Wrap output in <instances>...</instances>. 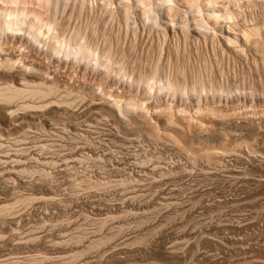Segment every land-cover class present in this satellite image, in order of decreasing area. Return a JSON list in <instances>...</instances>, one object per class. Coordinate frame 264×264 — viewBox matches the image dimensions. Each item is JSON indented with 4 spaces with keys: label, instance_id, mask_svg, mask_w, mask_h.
<instances>
[{
    "label": "rangeland",
    "instance_id": "rangeland-1",
    "mask_svg": "<svg viewBox=\"0 0 264 264\" xmlns=\"http://www.w3.org/2000/svg\"><path fill=\"white\" fill-rule=\"evenodd\" d=\"M154 1L0 0V264H264V0Z\"/></svg>",
    "mask_w": 264,
    "mask_h": 264
},
{
    "label": "bare ground",
    "instance_id": "bare-ground-1",
    "mask_svg": "<svg viewBox=\"0 0 264 264\" xmlns=\"http://www.w3.org/2000/svg\"><path fill=\"white\" fill-rule=\"evenodd\" d=\"M17 1V0H16ZM154 1V0H153ZM156 1V3L154 4H152L153 5V13H154V18H160V14H162V13H164L165 15H167V14H169L170 12H171V7L172 6H170V4H168L167 3V0H155ZM154 1V2H155ZM169 1H172V2H170V3H174L175 5H177V4H181V5H184L185 3L186 4H189V3H191L190 2V0H169ZM168 1V2H169ZM192 1V0H191ZM202 3V2H201ZM214 0H204V2L202 3L203 4V7H201V8H203V11L204 12H206V14L208 15V19H209V21L211 22V23H214L215 25H220V23L223 21L222 19L225 17V15H224V17L222 18V14L220 13L221 11H220V9L218 8H215V6H217V5H215L214 6ZM14 4H17V2L15 3L14 2ZM201 4V5H202ZM199 5V4H198ZM16 7V9H17V6H15ZM13 8V7H12ZM16 9L14 10V9H12V10H14V11H16ZM25 10V9H24ZM28 10V9H27ZM173 10V9H172ZM2 11V10H1ZM26 11V10H25ZM24 11V12H25ZM200 11H202V10H200ZM17 12V11H16ZM16 12H15V14H16ZM18 12H19V10H18ZM8 13V12H7ZM20 13H22V12H20ZM29 13H31V12H29ZM223 13V12H222ZM9 14V16H7L6 14V16L7 17H9L8 18V20L7 21H5L4 22V24L6 25V27H7V29H9V30H15V31H20L21 32V30H22V28H23V24L24 23H22V20L23 19H21L22 17H17V16H19L18 14L19 13H17L16 14V17L14 16V18L15 19H13V13H12V11L10 12V13H8ZM23 14V13H22ZM21 15V14H20ZM24 15V14H23ZM26 16V15H25ZM30 16V15H29ZM34 17V16H33ZM170 17V16H169ZM36 18V17H35ZM6 19V18H5ZM26 19V18H25ZM34 19V18H33ZM3 20V19H2ZM27 20V19H26ZM40 20V19H39ZM24 21V20H23ZM35 21H36V19H35ZM31 22H34V20L33 21H31ZM30 21L28 22L29 23V25H30V30H32V28H31V25H32V23H31ZM37 22V21H36ZM27 23V22H26ZM31 23V24H30ZM41 24V23H40ZM1 25H3L2 24V22H1ZM34 25V24H33ZM37 25H39V24H37ZM45 25V24H44ZM49 25V24H48ZM35 26V25H34ZM34 26H32V27H34ZM41 26V25H40ZM46 26V25H45ZM5 27V26H4ZM3 27V28H4ZM25 27V26H24ZM43 27V26H42ZM48 27V26H47ZM50 27V26H49ZM53 27V26H52ZM41 28V27H40ZM6 29V28H5ZM33 30H34V28H33ZM37 29H35V31H36ZM51 30V29H50ZM255 30V29H254ZM35 31L34 32H32V33H35ZM257 31V30H256ZM10 32V31H9ZM27 32V31H26ZM40 31H39V28H38V30H37V35H38V33H39ZM53 32V31H52ZM233 32V31H232ZM32 33H30V34H32ZM48 33V32H47ZM251 34H252V31H251ZM255 34V33H254ZM37 35H35V36H37ZM48 35V34H47ZM53 35V34H52ZM55 35V34H54ZM39 36V35H38ZM46 36V35H45ZM246 36H248V33L246 34ZM37 38V37H36ZM47 38V37H46ZM53 38V37H52ZM54 38H56V36L54 37ZM50 39H51V37H50ZM70 39H71V37H70ZM69 39V40H70ZM38 40V39H37ZM54 41H55V39H54ZM66 41V40H65ZM57 42H59V41H57ZM69 42V41H68ZM65 43V42H64ZM63 43V44H64ZM72 43V42H71ZM55 44V43H54ZM61 44H62V42H61ZM62 44V45H63ZM74 44V43H73ZM66 45H67V43H66ZM69 45V44H68ZM80 45V44H79ZM84 46V45H83ZM64 47H65V45H64ZM70 47V46H69ZM72 47V46H71ZM81 47V46H80ZM57 48V47H56ZM60 48H61V46H60ZM67 48V47H66ZM84 48V47H83ZM83 48H81V50L83 49ZM86 48V47H85ZM90 48V47H89ZM64 49V48H63ZM68 49V48H67ZM66 49V50H67ZM61 50V49H60ZM69 50H70V48H69ZM68 50V51H69ZM84 51H85V49H83ZM57 51H58V49H57ZM65 51V50H64ZM79 51H80V49H79ZM92 51V50H91ZM67 52V51H66ZM65 52V53H66ZM74 52V51H73ZM87 52H89V53H91L90 51H87ZM68 53V52H67ZM72 53V52H71ZM76 53V52H75ZM75 53H74V55H75ZM78 53V52H77ZM82 53H84V52H82ZM4 54V53H3ZM86 54V53H85ZM88 54V53H87ZM92 54V53H91ZM90 54V55H91ZM1 55V54H0ZM4 56V55H3ZM5 57V56H4ZM9 57L11 58V55H9ZM83 57V56H82ZM91 57V56H90ZM7 60L8 59H10V58H8V55H7V57H5ZM5 61V60H4ZM6 64V63H5ZM42 85V84H41ZM44 85V84H43ZM45 86V85H44ZM51 86V85H50ZM49 87V86H48ZM54 88V87H53ZM53 88H43V86H39L38 88H36V89H33V90H23V89H20L19 87H16L15 88V86L13 87V85L12 86H8V87H6L1 93H0V101H1V103L3 102V106H4V104H6L4 107H5V109L4 110H7V112L8 111H12L11 109H12V107H13V100L14 99H16V98H21V97H23V96H25V94H28V95H32V96H40V97H45V96H47L49 93H51L52 94V91H54L53 90ZM56 90V89H55ZM117 103V102H116ZM13 104V105H12ZM115 104V103H114ZM127 105H128V103H126ZM130 104V103H129ZM133 104V103H132ZM112 105V104H111ZM131 105V104H130ZM1 106V105H0ZM2 106V107H3ZM24 106V105H23ZM29 107V104L28 105H26L25 107ZM114 106V105H113ZM117 106H118V104H117ZM31 107H32V105H31ZM110 107V106H109ZM112 107V106H111ZM110 107V108H111ZM128 107V106H127ZM132 107V106H131ZM133 107H135V105L133 106ZM21 108V107H20ZM114 108V107H113ZM115 108H117L116 106H115ZM114 108V109H115ZM129 108V107H128ZM24 109V108H23ZM112 109V108H111ZM110 109V110H111ZM120 109V108H119ZM117 110V109H116ZM9 114V116L11 115V113L9 112V113H7V115ZM12 116V115H11ZM11 116H10V118H11ZM169 124V123H168ZM167 125V124H166ZM169 126V125H168ZM170 129V128H169ZM219 158V157H218ZM19 161V160H18ZM1 212V211H0Z\"/></svg>",
    "mask_w": 264,
    "mask_h": 264
}]
</instances>
